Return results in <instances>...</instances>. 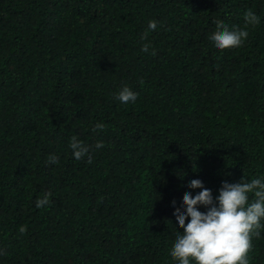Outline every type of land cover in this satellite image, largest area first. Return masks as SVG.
Wrapping results in <instances>:
<instances>
[{"label":"trees","instance_id":"1","mask_svg":"<svg viewBox=\"0 0 264 264\" xmlns=\"http://www.w3.org/2000/svg\"><path fill=\"white\" fill-rule=\"evenodd\" d=\"M248 11L242 46L216 49L215 22ZM193 179L214 199L264 182V0H0V264H177Z\"/></svg>","mask_w":264,"mask_h":264},{"label":"clouds","instance_id":"2","mask_svg":"<svg viewBox=\"0 0 264 264\" xmlns=\"http://www.w3.org/2000/svg\"><path fill=\"white\" fill-rule=\"evenodd\" d=\"M245 27L230 31L220 20H217L216 31L209 39L214 42L218 50L238 48L248 38L249 25L259 23V17L252 11L244 14ZM156 21H149L148 29L155 30ZM149 44H144L142 52L148 53ZM155 54V50H151ZM116 99L123 104L135 102L137 94L129 87L123 86L117 93ZM103 124H97L95 130H103ZM102 142L96 147L102 148ZM69 147L73 156L80 160L87 154V147L75 136L71 138ZM50 163H56L55 156L49 157ZM90 162V161H89ZM188 188L201 189L198 194L192 195L186 192L183 196V211L177 208L173 215L177 225L183 229L178 232L176 240L170 250L171 258L177 264H249L248 253L252 249L253 236L259 237L260 229L264 228L261 221L264 220V182L261 179H253L250 182H238L229 184L223 182L215 199L211 190L204 188L199 179L189 182ZM254 199L249 202V195ZM50 194L36 201V207L41 208L50 203ZM198 206H204L207 210L201 212ZM188 220L185 224V220ZM21 234L26 228L21 226Z\"/></svg>","mask_w":264,"mask_h":264}]
</instances>
